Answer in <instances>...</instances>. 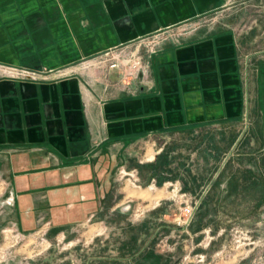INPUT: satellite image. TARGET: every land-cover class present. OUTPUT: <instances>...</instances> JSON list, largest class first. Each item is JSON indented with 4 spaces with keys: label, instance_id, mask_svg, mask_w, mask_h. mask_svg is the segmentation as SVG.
Segmentation results:
<instances>
[{
    "label": "crops",
    "instance_id": "obj_1",
    "mask_svg": "<svg viewBox=\"0 0 264 264\" xmlns=\"http://www.w3.org/2000/svg\"><path fill=\"white\" fill-rule=\"evenodd\" d=\"M187 23L186 40L145 54L144 87L73 68ZM0 65L74 70L40 81L0 73V196L12 197L5 212L24 232L101 210L136 135L226 134L251 113L257 134L245 146L264 179V0H0Z\"/></svg>",
    "mask_w": 264,
    "mask_h": 264
},
{
    "label": "rangeland",
    "instance_id": "obj_2",
    "mask_svg": "<svg viewBox=\"0 0 264 264\" xmlns=\"http://www.w3.org/2000/svg\"><path fill=\"white\" fill-rule=\"evenodd\" d=\"M190 25L173 28L166 41L183 42ZM144 43L132 42L119 55L100 54L86 66L110 83L118 75L124 84L126 53L139 46L145 57ZM80 63L76 72L87 69ZM252 123L249 113L231 125L232 133L172 130L123 141L112 179L104 183L102 209L87 222L24 232L5 212L12 197L2 194L0 264H264V179L256 178L260 171L245 146L256 137ZM162 153L171 170L161 181L151 178L149 164Z\"/></svg>",
    "mask_w": 264,
    "mask_h": 264
},
{
    "label": "built area",
    "instance_id": "obj_3",
    "mask_svg": "<svg viewBox=\"0 0 264 264\" xmlns=\"http://www.w3.org/2000/svg\"><path fill=\"white\" fill-rule=\"evenodd\" d=\"M172 30L165 31V34L163 35H154L151 37H146L142 39L144 41V45L146 46V53L151 54L157 50V47L165 40H167V33L171 32ZM169 35V34H168ZM131 43L121 45L119 47H116L115 49L109 50L101 55L103 58L104 56H109L113 54L114 52H117V55H119L121 52H123L124 47L130 46ZM141 46V45H140ZM129 58L127 59L129 70L126 72V75L128 76L127 82L124 84L126 86L129 85V81H133L134 79L138 82L139 85H142V87L146 86L147 82L150 80L151 72H150V64L149 61L146 60V58L139 54V46L137 47L136 51H129L126 53ZM92 59H86L81 61V65L83 64L84 68L85 65L90 66ZM113 66H117V64H114ZM89 67H87L88 69ZM74 70L70 69H63L58 70L59 75H69ZM49 72V71H48ZM0 73L4 75H8L13 78L18 79H32V80H51L53 78L52 73H46V72H37L31 69L27 68H17V67H9L0 65ZM131 78V80L129 79Z\"/></svg>",
    "mask_w": 264,
    "mask_h": 264
},
{
    "label": "trees",
    "instance_id": "obj_4",
    "mask_svg": "<svg viewBox=\"0 0 264 264\" xmlns=\"http://www.w3.org/2000/svg\"><path fill=\"white\" fill-rule=\"evenodd\" d=\"M171 165V160L166 153H162L158 158L151 164H149V169L151 172V178H160L162 181L164 174L169 172Z\"/></svg>",
    "mask_w": 264,
    "mask_h": 264
}]
</instances>
